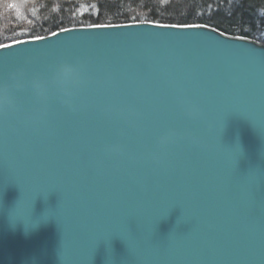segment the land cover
Returning a JSON list of instances; mask_svg holds the SVG:
<instances>
[{
	"label": "water",
	"instance_id": "water-1",
	"mask_svg": "<svg viewBox=\"0 0 264 264\" xmlns=\"http://www.w3.org/2000/svg\"><path fill=\"white\" fill-rule=\"evenodd\" d=\"M66 29L0 48V264H264V43Z\"/></svg>",
	"mask_w": 264,
	"mask_h": 264
},
{
	"label": "trees",
	"instance_id": "trees-1",
	"mask_svg": "<svg viewBox=\"0 0 264 264\" xmlns=\"http://www.w3.org/2000/svg\"><path fill=\"white\" fill-rule=\"evenodd\" d=\"M13 2L23 18L7 7ZM133 22L203 24L264 43V0H0V44L76 26Z\"/></svg>",
	"mask_w": 264,
	"mask_h": 264
},
{
	"label": "snow or ice",
	"instance_id": "snow-or-ice-1",
	"mask_svg": "<svg viewBox=\"0 0 264 264\" xmlns=\"http://www.w3.org/2000/svg\"><path fill=\"white\" fill-rule=\"evenodd\" d=\"M7 7L11 8V9H15L16 12H17V16H18L19 18H23V13H22V11H21V6H20L19 3H16V2L9 3V4L7 5ZM33 11H35V10L33 9ZM28 23H31V21L29 20ZM91 26H92V27H102V25H91ZM62 30H63V31H67V29H62ZM53 34L55 35L56 33H53ZM34 39H36V40H40V39H42V37H40V36H36V37H34ZM15 43H22V42H20V41H16ZM6 47H11V45L0 44V48H6ZM63 71H64L65 73H73V72L76 71V69H75L74 67L69 66V67L64 68ZM5 85H6V86L0 87V91L8 92V91L10 90L11 85H7V81L5 82Z\"/></svg>",
	"mask_w": 264,
	"mask_h": 264
},
{
	"label": "rangeland",
	"instance_id": "rangeland-1",
	"mask_svg": "<svg viewBox=\"0 0 264 264\" xmlns=\"http://www.w3.org/2000/svg\"><path fill=\"white\" fill-rule=\"evenodd\" d=\"M260 42V41H259ZM263 43V42H262Z\"/></svg>",
	"mask_w": 264,
	"mask_h": 264
}]
</instances>
